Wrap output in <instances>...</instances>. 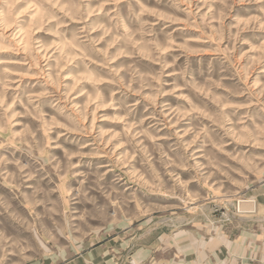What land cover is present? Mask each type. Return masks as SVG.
Returning <instances> with one entry per match:
<instances>
[{
    "label": "rangeland",
    "instance_id": "rangeland-1",
    "mask_svg": "<svg viewBox=\"0 0 264 264\" xmlns=\"http://www.w3.org/2000/svg\"><path fill=\"white\" fill-rule=\"evenodd\" d=\"M259 224L264 0H0V264Z\"/></svg>",
    "mask_w": 264,
    "mask_h": 264
},
{
    "label": "crops",
    "instance_id": "crops-1",
    "mask_svg": "<svg viewBox=\"0 0 264 264\" xmlns=\"http://www.w3.org/2000/svg\"><path fill=\"white\" fill-rule=\"evenodd\" d=\"M236 228H219L213 236L201 238L188 231L178 236V232L165 238L164 245L155 242L147 246L140 243L143 237L134 248V238L119 246L107 241L81 250V245H73V254L59 249L27 264H264V224L237 229V233Z\"/></svg>",
    "mask_w": 264,
    "mask_h": 264
},
{
    "label": "bare ground",
    "instance_id": "bare-ground-1",
    "mask_svg": "<svg viewBox=\"0 0 264 264\" xmlns=\"http://www.w3.org/2000/svg\"><path fill=\"white\" fill-rule=\"evenodd\" d=\"M249 206V205H248ZM241 207V206H240ZM246 208H248V207H246ZM240 209V208H239ZM235 216H237V215H235ZM183 233H185V232H183ZM180 235H182V233H180V234H178V236H180Z\"/></svg>",
    "mask_w": 264,
    "mask_h": 264
}]
</instances>
